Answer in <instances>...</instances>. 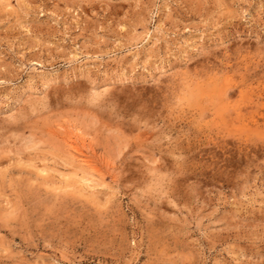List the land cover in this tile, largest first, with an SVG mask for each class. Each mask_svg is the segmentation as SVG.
<instances>
[{
	"label": "rangeland",
	"instance_id": "374dc122",
	"mask_svg": "<svg viewBox=\"0 0 264 264\" xmlns=\"http://www.w3.org/2000/svg\"><path fill=\"white\" fill-rule=\"evenodd\" d=\"M0 264H264V0H0Z\"/></svg>",
	"mask_w": 264,
	"mask_h": 264
},
{
	"label": "bare ground",
	"instance_id": "6f19581e",
	"mask_svg": "<svg viewBox=\"0 0 264 264\" xmlns=\"http://www.w3.org/2000/svg\"><path fill=\"white\" fill-rule=\"evenodd\" d=\"M70 140V139H69ZM82 140V139H81ZM71 141H72V138H71ZM76 142V141H75ZM71 144H73V143H71ZM71 144H69V145H71ZM77 144V143H76ZM75 146V145H74ZM74 146H72V147H74ZM71 147V146H70ZM83 148V147H82ZM75 150H76V148H75ZM80 151V150H79ZM77 152V151H76ZM83 152V151H82ZM78 153V152H77ZM79 155V154H78ZM82 155V154H81ZM81 161V160H80ZM86 161V160H85ZM85 161H84V163H85Z\"/></svg>",
	"mask_w": 264,
	"mask_h": 264
}]
</instances>
